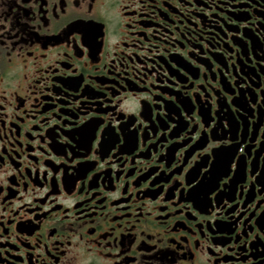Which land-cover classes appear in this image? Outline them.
<instances>
[{"label": "flooded vegetation", "instance_id": "obj_1", "mask_svg": "<svg viewBox=\"0 0 264 264\" xmlns=\"http://www.w3.org/2000/svg\"><path fill=\"white\" fill-rule=\"evenodd\" d=\"M0 264H264V0H0Z\"/></svg>", "mask_w": 264, "mask_h": 264}]
</instances>
